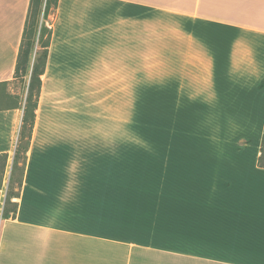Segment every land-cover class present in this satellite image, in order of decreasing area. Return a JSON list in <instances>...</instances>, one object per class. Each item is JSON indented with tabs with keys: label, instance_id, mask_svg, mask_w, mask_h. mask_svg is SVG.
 I'll list each match as a JSON object with an SVG mask.
<instances>
[{
	"label": "crops",
	"instance_id": "crops-1",
	"mask_svg": "<svg viewBox=\"0 0 264 264\" xmlns=\"http://www.w3.org/2000/svg\"><path fill=\"white\" fill-rule=\"evenodd\" d=\"M30 1L0 0V264H264V0H58L5 217Z\"/></svg>",
	"mask_w": 264,
	"mask_h": 264
},
{
	"label": "trees",
	"instance_id": "trees-1",
	"mask_svg": "<svg viewBox=\"0 0 264 264\" xmlns=\"http://www.w3.org/2000/svg\"><path fill=\"white\" fill-rule=\"evenodd\" d=\"M58 0H31L28 12L26 25L23 31V39L20 47L18 60L16 64V77L24 79L29 76L30 81L28 85V92L26 96V102L24 105V112L22 122L20 125L19 135L16 142L15 149V161L12 173L11 184L13 175L18 170L21 171L20 178L18 180V191L12 193L9 189L4 207V216H15L17 213L18 203L12 201L13 197H20V190L22 187V177L24 175V167L26 164L27 153L30 146L32 132L34 128V122L36 118V110L38 108V99L42 87L41 75L45 70V65L48 57V50L50 45V38L52 34L51 27L45 24V21L40 24V16L43 13L44 19L51 11H54L57 7ZM39 44L42 50H36V46ZM38 47V48H39ZM36 50L35 58L33 61L34 53ZM33 62V63H32ZM6 84V83H4ZM264 85V80L262 82ZM0 157H4L6 160L7 155L3 154ZM260 166L264 167V136L262 140L261 153L258 159ZM11 188V185H10Z\"/></svg>",
	"mask_w": 264,
	"mask_h": 264
},
{
	"label": "rangeland",
	"instance_id": "rangeland-1",
	"mask_svg": "<svg viewBox=\"0 0 264 264\" xmlns=\"http://www.w3.org/2000/svg\"><path fill=\"white\" fill-rule=\"evenodd\" d=\"M39 18H40V24L39 25H42V23L45 21V24L48 27H50V21H48L49 15L47 16V19L46 20L44 19V14L43 13L41 14V16ZM40 49L42 50L41 46L38 48V50H40ZM19 81H20L19 83L22 84L23 79L21 78ZM148 86H149L148 87V91H149V88H152L153 85H148ZM147 107L148 108H153L154 107V100H153V98L152 99H149L148 98ZM4 165H5L4 157H0V181L2 179V171H3ZM20 175H21V171L20 170H18L17 172H15V174L13 175V180H12V184H11V188H10L11 189L10 191L12 193H16L18 191V180L20 178Z\"/></svg>",
	"mask_w": 264,
	"mask_h": 264
}]
</instances>
